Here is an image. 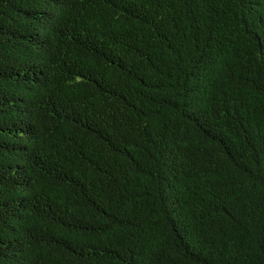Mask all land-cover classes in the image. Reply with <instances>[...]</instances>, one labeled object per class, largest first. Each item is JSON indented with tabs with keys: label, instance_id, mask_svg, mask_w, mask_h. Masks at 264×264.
I'll return each instance as SVG.
<instances>
[{
	"label": "trees",
	"instance_id": "trees-1",
	"mask_svg": "<svg viewBox=\"0 0 264 264\" xmlns=\"http://www.w3.org/2000/svg\"><path fill=\"white\" fill-rule=\"evenodd\" d=\"M0 264H264V0H0Z\"/></svg>",
	"mask_w": 264,
	"mask_h": 264
}]
</instances>
